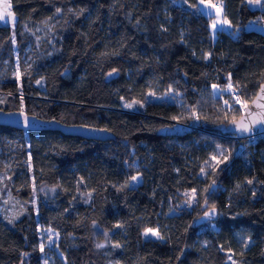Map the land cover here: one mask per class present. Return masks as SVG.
Instances as JSON below:
<instances>
[{"label":"trees","instance_id":"obj_1","mask_svg":"<svg viewBox=\"0 0 264 264\" xmlns=\"http://www.w3.org/2000/svg\"><path fill=\"white\" fill-rule=\"evenodd\" d=\"M10 1L19 22L0 26V110L114 137L0 124V264H49L43 228L57 236L56 264H264V133L215 129L232 118L213 92L231 82L255 95L264 33L244 26L264 24V0H219L230 25L214 38L199 0ZM37 26L46 36L34 42ZM30 38L33 61L17 81L13 45L22 55ZM170 90L174 100L159 98ZM192 112L205 124L165 134ZM224 144L228 159L208 166ZM193 189L207 206L183 203ZM208 209L216 219L192 226Z\"/></svg>","mask_w":264,"mask_h":264},{"label":"rangeland","instance_id":"obj_2","mask_svg":"<svg viewBox=\"0 0 264 264\" xmlns=\"http://www.w3.org/2000/svg\"><path fill=\"white\" fill-rule=\"evenodd\" d=\"M209 2L216 4L218 7H222V3L219 0L203 1V3H201V0H199L198 4H197L198 8L201 11H203L205 14H210L212 16V21L210 23L209 29H210L211 37L214 38L216 36V31H219L220 29H223L224 27H228V24L220 25L217 27V29L212 28L213 21L217 20L218 17H217V12H216L215 8L208 9L206 7ZM247 3L249 5V7H251V8L260 7V1L257 2V0H247ZM219 19H224L223 13H221ZM20 26L21 25H19V27ZM244 27H245V29H253V30H257V31L264 33V24H260V23H257L255 21L249 22ZM45 36H46V34H45L44 28L39 27V26L35 27V29L33 31V41L34 42L42 40ZM33 41H32V38H30V40L28 41V43L26 45V50L24 51V53L22 55H19V53H18L19 47L16 46L15 44L13 45V49H12V51H13L12 52L13 53L12 74H13V77L15 79H17V81H19V76L21 75V73L23 71L21 68V62L23 63V65L29 66L30 63H32V61H33V58L28 56V54L31 53V50L33 49V46L35 44ZM213 92L216 96L220 95L222 97L221 99H222V102L225 106V111H226L225 116H227V119H229L228 117L233 119V117L238 116L240 113H242L244 111L243 109H241L239 104L235 103L237 94L239 95V97L242 101L243 100L250 101L252 99V98L251 99L249 98L250 96H246V94L239 93V92L235 91L234 89H227L226 87H224L223 89H218V88L213 87ZM175 97H176V92L170 90L169 92H167L166 94H164L163 96H161L159 98H167V99L174 100ZM157 98H158V96H157ZM225 101H227L228 103L226 104ZM20 111L24 112L23 107H21ZM192 115H193V118L189 121L188 124H186V126H193V125L197 126L200 124H202V125L205 124L204 122L201 121L202 122L201 123V122H199V120H197V116H195L194 112H192ZM195 119H196V121H195ZM230 153H231V148L229 147V145L224 144L222 146H218L216 152L209 159L208 166L217 167V166L223 165L225 163V161L223 163H219V164L217 163V161L223 160L224 156L225 155L227 156ZM213 156L216 157L215 160L212 159ZM183 196L186 197V199L183 203L188 204V207L194 208L199 203L203 205L202 208H204V206H207V203L203 200L204 197H200L199 195H196V194L193 195V192H190L188 194H184ZM9 197H10L9 193L8 192L5 193L3 201L7 202ZM152 230L157 232L155 229H152ZM144 235H145V232H144ZM145 237L158 238L159 236H155V235H152L151 233H149L148 235H145ZM56 241H57V236L54 233H52L48 228L40 229V244H43L44 247L49 248V251H51V253H50L51 255L49 254V257L47 256L49 264H56L58 262L59 258H61V256L59 254H57L55 251ZM52 252H53V254H52Z\"/></svg>","mask_w":264,"mask_h":264},{"label":"water","instance_id":"obj_3","mask_svg":"<svg viewBox=\"0 0 264 264\" xmlns=\"http://www.w3.org/2000/svg\"><path fill=\"white\" fill-rule=\"evenodd\" d=\"M5 0H0V9L3 8ZM7 2L11 5L10 11L15 16V25L12 26L11 18L6 16L5 21H0V26L7 28V29H16L19 22L18 15L13 11V5L11 4L10 0H7ZM112 75H109V73L105 76V81H109L111 79H114L118 76V73L110 72ZM264 85V75L262 78L261 83L258 86V89L253 96L252 99L255 98L256 94L260 92V86ZM264 103V101H262ZM249 106L253 107L254 111L259 112L260 109H255L253 105H251V100L249 101ZM28 117V124H25L24 117ZM241 117H247V113L244 110L241 115L236 118V120L239 122ZM244 123L249 124L250 131L244 132L240 131L237 126L233 123L228 122L226 124H220L215 127L219 132L222 134H231L236 138H249L254 139L257 136L264 133V124H256L252 125L249 123V119H244ZM0 124L1 125H7L11 126L13 128L21 129V130H27V131H41V130H58L66 135H78L86 139H95V140H108L112 139L114 136L112 133L108 132L105 129H98V128H92L87 126H81V125H64L57 121H47L42 120L36 116L26 114L22 111H11V112H5L3 110H0ZM190 129L189 126L181 125V124H174L171 127H168L165 129V134H182L185 131H188ZM205 213H210V215L206 216ZM217 217V211L216 209H208L205 211L201 216H199L192 224V226H198L200 224H203L207 221H213Z\"/></svg>","mask_w":264,"mask_h":264},{"label":"snow or ice","instance_id":"obj_4","mask_svg":"<svg viewBox=\"0 0 264 264\" xmlns=\"http://www.w3.org/2000/svg\"><path fill=\"white\" fill-rule=\"evenodd\" d=\"M257 2H259V0H257ZM201 3H203V0H201ZM10 7H11V5L7 2V0H5L3 8L0 9V21H5L6 16L10 17L11 18V22H12V26L14 27V25H15V16L9 10ZM206 7L208 9L215 8L216 12H217V17L218 18H217V20L213 21V24H212V28L213 29H217V27L220 26V25H225V24H229L230 25V22L227 19H219L220 15L222 13V7H218L216 4H213L211 2H209ZM56 11L59 12L60 9H57ZM115 71L116 70L114 69L113 72H115ZM109 75H112V73H109ZM38 83H39V81H38ZM213 87L214 88H218L217 85H213ZM226 88L227 89H233V84L231 82H229L226 85ZM152 95H154V93ZM262 101H264V85L260 86V92L256 94L254 99H251V105H253L255 109H260L259 112L254 111L253 107L249 106V101L248 100H243L242 101L240 99L239 95L237 94L235 103L239 104L241 109L246 111L247 117H241L239 122L235 118H233L231 123L235 124L240 131H244V132H247V131L251 130L250 127H249V124L244 123V119H246V118L249 119V123L252 124V125L264 124V103H262ZM134 103H140V102L139 101H135ZM225 103L227 104L228 102L225 101ZM125 107L131 108V107H133V104H131V103L126 104ZM173 119H175V117H173ZM197 119H198V117H197ZM24 121H25V124L27 125L28 124V117L27 116L24 117ZM212 159L215 160L216 157L213 156ZM227 159H228V156L225 155L223 160L217 161V163L218 164L219 163H223ZM201 171L204 172V169H201ZM131 179L133 181H135V180H137V177L133 176ZM214 183H215V181H213V184ZM249 183H251V181H249ZM205 191H207V190H205ZM192 192H193V195H195L196 190L193 189ZM205 202L207 203V201H205ZM205 215L208 216V215H210V213H205ZM149 233H151L152 235H155V236H159L158 232H155L152 229H146L145 230V235H148ZM105 235H107V233H105ZM103 246L104 245H102V244H98L97 245L98 248L103 247ZM115 247H120V245L116 244ZM43 248H44V245L41 244L40 245L41 251H43ZM229 259H231V256H229Z\"/></svg>","mask_w":264,"mask_h":264},{"label":"built area","instance_id":"obj_5","mask_svg":"<svg viewBox=\"0 0 264 264\" xmlns=\"http://www.w3.org/2000/svg\"><path fill=\"white\" fill-rule=\"evenodd\" d=\"M186 126V125H185Z\"/></svg>","mask_w":264,"mask_h":264}]
</instances>
